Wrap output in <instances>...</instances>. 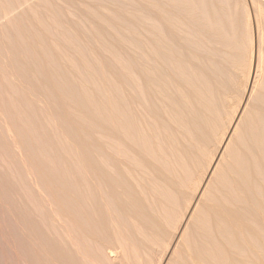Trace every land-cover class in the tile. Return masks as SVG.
<instances>
[{
    "label": "bare ground",
    "instance_id": "1",
    "mask_svg": "<svg viewBox=\"0 0 264 264\" xmlns=\"http://www.w3.org/2000/svg\"><path fill=\"white\" fill-rule=\"evenodd\" d=\"M10 1H14L11 3L14 10L27 5L32 10L31 4L39 0ZM85 1H65L74 10L72 14L68 11L69 22L65 24L70 25L71 29H68V33L57 31V36L63 34V37H59L62 39L67 37L64 34L69 37L72 33L71 43L91 35L93 37L88 44L95 45V50L89 48L97 58L92 60L95 62L92 64L96 65L94 70L93 66L79 70L72 61L69 55L75 42L72 45L68 43L71 45L69 52L60 49L61 53L69 54L66 56L67 63L60 62L71 71L65 72L71 75L68 76L70 81L67 80L66 90L77 96L76 90L79 89V96L69 99L63 89L65 86L58 88L63 83L57 86L52 82L56 77H51L53 80L49 78L52 73L48 65L56 56L64 55L54 53L55 57L50 58V63H44L48 66L47 70L44 65L45 68L41 67L43 72L34 66L35 74L42 75L38 78L41 79L40 83L30 77L27 71L31 69L20 67L23 65L19 64L20 60L14 58L15 61H12L16 66L19 64L20 71L26 70L29 74L30 78L27 73L24 75L32 80L28 81L30 86L35 85L32 86L34 92L37 93L36 87L39 88L41 84L42 89L39 90L43 92L38 91L44 95L46 89L49 97L45 96V99H48L50 107L51 103L57 104L54 103L57 108L52 104L55 118L51 113L53 109L49 108L51 110L46 112L47 115L52 114L48 118L52 116L53 119L51 117L49 120L55 122L57 117L64 124L68 119L74 125L67 129L71 135L68 146L72 148L67 153L74 154L72 150L75 149L79 162L75 166V159L74 163L71 162L73 165L67 163L71 168L70 173L66 168L69 178L67 181L64 177L68 186L63 198L70 224L66 236L69 263L93 264L102 261L118 264L116 262L120 259L123 262L129 260L127 251H130L139 263L144 264L151 257L157 264H264V0H130L134 6L124 8L123 3L124 9H102L110 3L114 5V0L110 3L91 0L88 4ZM55 2L59 6V0ZM0 5H3L1 1ZM5 7L7 9L8 4L3 5ZM22 12L26 14L25 10ZM34 14H30V18L36 20ZM6 15L1 17L9 20ZM28 16H25L27 21H33ZM74 16L77 19H73ZM21 17L17 16L19 19ZM39 20L42 21L41 18ZM52 20L59 23L56 22L57 17ZM3 21L1 31L6 22ZM123 24H129V27H123ZM31 25L29 27L32 29ZM81 25L84 29L79 27ZM50 30L48 28L47 31ZM24 31L27 33L28 29ZM43 32L41 37L47 33L45 30ZM43 38V43L49 46L50 38ZM24 39L22 43L26 41ZM11 40L9 45L8 41L5 43L7 47L14 45H10ZM60 42L59 47L56 43L57 46L54 45L53 40L51 45L61 48ZM81 42L85 41H79L80 46ZM25 43L21 46L17 42V45L28 51ZM27 43H30L29 40ZM82 46L81 49L78 46L80 51ZM18 48L17 52H22L23 49L19 51ZM38 48H35L36 51ZM67 48L70 47L66 44ZM13 49L9 48L10 53ZM47 50L43 52L46 54ZM14 52L16 54V49ZM37 53L32 58L33 53L26 56L31 55L28 59H33L38 56ZM74 53L77 55L78 51ZM81 56L79 65L84 61ZM41 57L36 58L39 60ZM36 58L34 60L38 61ZM22 62L25 65V61ZM33 62L32 67L33 64H43ZM22 71L20 75H23ZM55 71L53 73L59 74ZM93 71H97L96 77ZM106 76H110L111 80ZM89 79L94 80L90 82ZM88 81L92 87L88 88ZM49 128V132L44 131L46 135L49 133L48 137ZM60 132H63L62 129ZM61 140L65 142V139ZM70 143L75 145L71 146ZM54 149L55 152L65 151L57 147Z\"/></svg>",
    "mask_w": 264,
    "mask_h": 264
},
{
    "label": "rangeland",
    "instance_id": "2",
    "mask_svg": "<svg viewBox=\"0 0 264 264\" xmlns=\"http://www.w3.org/2000/svg\"><path fill=\"white\" fill-rule=\"evenodd\" d=\"M1 1V3L3 4V5H7L8 4V7H7V9H6V7L5 8H3V5L1 6V9H0V11H1V15H0V18H2V20L0 19V25H1V23H2V21H3V17H1L2 15H6V16H8L9 18V20H5L4 19V21H6L5 23L6 24H8V25H6L5 23H3V26H2V31L0 30V33L2 34V36H0V43L2 44V46H1V44H0V65H3L2 67L0 66V264H20V263H22V264H70L69 262V260H68V254H69V251H68V248H69V246H68V244H67V241H66V236L68 235V232H69V226H70V224L68 223V214H67V207L65 206L66 204V201L64 200L65 198V195H66V192H65V190L67 189V186H68V183H66L67 181H68V178H69V175H68V173H70V168L68 167V165H67V163L68 162H70V165H73L72 163H74V159H75V161H77V159L76 158H78V160H79V156H78V154H76V153H78L77 151H76V153H75V149L74 150H72V152L74 153V154H68V153H70L71 152V147L70 146H68L69 145V142H68V139L70 138V133H68V131H67V129H69L70 130V127H74V125H72V123H70L69 121H68V119H66L64 122V124L63 123H61L60 122V120L56 117V120L57 121H55V122H53V121H50L49 119L52 117H49L48 118V116H50V115H52L53 114V112L55 111V109H53L54 108V105L56 104L55 102V104L54 103H51V107H50V103H48L47 102V100L48 99H45V96H48V94H47V91H46V89L44 90L45 92H44V95L43 94H41L43 91L42 90H39V88L42 86L41 84H40V87L38 88V87H36L39 91H41V93L37 90V93H36V91L34 92V88L32 87V86H34L35 87V85H32V86H30L28 83H30V82H28V81H32V80H34V79H36L35 81H37V82H41L40 80H38V78H41V74H39V73H36L35 74V70H36V66H37V70H42V72H43V68H41V67H46V70H47V67L49 66V71H50V73H52V75L50 74V79H51V77H58L59 78V80L58 81H56V78H54L55 79V81H52L53 83H56V85L57 84H61V83H63V84H61V86L60 87H58V88H61V87H64L63 89L64 90H66V86L68 85V83H69V81H70V79H69V77H71V75L70 74H66L65 72H66V70H67V68H65V67H67V66H63V64H65V63H67L66 61H67V54L66 53H63V51H68V50H70L71 49V45L73 44L74 45V47H76V48H74L73 47V45H72V51H78V53L80 52L81 54H78L77 53V55H76V53H72V51H71V55H69L70 56V58H72V61H75V63H76V66L79 68V70H81L82 68H83V70H85V69H89L90 67H92L93 66V70L95 69V67H96V65H94V64H92V63H95V62H93L95 59H97V58H94V56H96V54H94L93 52H92V50H95V45H90V44H88L89 43V41L90 40H92L91 38H93V37H91L92 35H91V33L89 34V35H91V36H88V38H82L81 40H83V41H85L84 43H82L81 42V46L83 45V44H86L85 46L83 45L82 46V50L80 51V43H79V41H81L80 39L77 41H72V43H71V41H70V36H72V33L70 34V36L68 37V35L66 34H64V37L65 36H67V37H65V39H62V33H68V32H70L69 30L71 29L70 27V25H69V23H68V25L69 26H67V25H65V24H67V22H69L68 20V11H70L71 13L70 14H72L73 13V11L74 10H72V8L71 7H69V4H66L67 2H65L66 0H59V6H57V4H55L56 2V0L54 1V3H52L53 2V0H43V2H42V0H39V1H36V2H33L32 4H31V8H32V10H34V11H32V10H29L28 8L30 7L29 5H27L26 7L25 6H21L23 9L24 8H26V9H24L25 11H26V14H25V12H22V11H24V10H20V9H22V8H18V10H14V7L11 5V3H12V1H10V0H6V1H3V0H0ZM46 1V2H45ZM58 1V0H57ZM62 3H61V2ZM85 1V0H84ZM91 0H87V1H85L86 2V4H88V3H91L90 2ZM96 0H94L93 2H95ZM101 1H103L104 3H106L107 1V3H110L111 1H113V0H101ZM118 1V2H117ZM126 1H128L129 3L127 4V2ZM132 1V0H131ZM9 2V3H8ZM38 2V3H37ZM40 2H42V3H40ZM100 3V1L98 0L97 2H95V3ZM102 2V3H103ZM114 3V5H112L111 3L109 4V5H107V6H105V5H102V7L103 6H105V7H100V8H102V9H108L109 7L110 8H115V9H118V8H123V3H125L124 4V8H125V6H127L128 5V7H130V6H134V3L132 4V3H130V0H114L113 1ZM13 3H14V1H13ZM12 3V4H13ZM116 3H118V4H122V6L121 5H118V4H116ZM33 4H35V5H33ZM55 4V5H54ZM129 4H131V5H129ZM45 5V6H44ZM61 5V6H60ZM12 6V7H11ZM18 6V5H17ZM20 6V5H19ZM29 6V7H28ZM42 6V7H41ZM120 6V7H119ZM9 8V9H8ZM12 8H13V10H12ZM43 8H45V9H43ZM47 8V9H46ZM52 8V9H51ZM123 8V9H124ZM5 9V10H4ZM53 9H54V12H53ZM56 9V10H55ZM127 9V8H126ZM4 10V11H3ZM22 12H20V11ZM36 10V11H35ZM38 10H40V12H38ZM48 10V11H47ZM50 10V11H49ZM16 11H18V12H16ZM30 11V13L27 15V12H29ZM31 11H32V13H31ZM34 12H35V14H36V17L37 18H35L37 21H38V23H35L34 24V22L36 21V20H33L32 19V17L30 18V14H32V16H33V14H34ZM61 12H62V14H61ZM5 13V14H4ZM18 14V13H20V14H18V15H13V14ZM47 13V14H46ZM60 13V14H59ZM10 14V15H9ZM35 14H34V16H35ZM40 14V15H39ZM46 16H45V15ZM52 14V15H51ZM23 16V17H29V19H32L33 21H30V20H28L29 21V23H28V21H27V19L28 18H26L25 17V19L23 18V17H21V19H23V20H21V19H19V18H17V16ZM25 15V16H24ZM42 15V16H41ZM56 15H58V16H56ZM5 16V17H6ZM15 16V17H14ZM44 16L45 17H47L46 19L44 18ZM51 16V17H50ZM71 16V15H70ZM56 17H57V21L56 22H58L59 21V23H55V20H52V19H56ZM11 18H15V19H11ZM39 18H41L42 19V21L41 20H39ZM50 18H52V19H50ZM20 21H19V20ZM48 19H50V20H48ZM72 19V18H71ZM73 19H77L76 18V16H74V18ZM3 21V22H4ZM13 21V22H12ZM17 21V22H16ZM19 21V22H18ZM23 21V23H21ZM60 21L62 22L61 24H62V26H61V28H62V30H61V28H60ZM76 21H78L79 22V20H76ZM14 22H16V24L14 23ZM45 23V25H44V23ZM64 22V23H63ZM20 23V24H19ZM48 23V24H47ZM51 23V24H50ZM4 24H5V26H4ZM24 24V25H23ZM27 24V25H26ZM30 24H33V25H31V26H33L32 27V29H31V27H29L30 26ZM56 24V27L54 26ZM58 24V25H57ZM75 24V23H74ZM10 25V26H9ZM12 25H14V26H12ZM17 26V29H18V26L20 25V26H24V27H19V31H17V29H15L16 28V26ZM36 25V26H35ZM40 25H42V27H40ZM49 25V26H48ZM56 28V29H54V27ZM65 25V26H64ZM76 25V24H75ZM9 26V27H8ZM26 26V27H25ZM45 26V27H44ZM68 28H67V27ZM123 27H129V24H123L122 25ZM4 27H5V29L9 32H7L5 29H4ZM12 29H11V28ZM35 27H37V28H35ZM40 27V28H39ZM47 27V30H48V28L49 29H52V30H50V32H48L45 28ZM50 27H53V28H50ZM59 27V28H58ZM80 28L82 27V29H84L83 28V26L81 25V26H79ZM84 27H86V26H84ZM8 28V29H7ZM22 28L24 29V30H26L27 31V29H28V31H27V33L24 31V30H22ZM36 30H35V29ZM41 28H43L48 34L49 33H52V35L50 34V35H48L47 33L44 35V36H47V38L49 39L50 38V40H51V42L49 41V43H48V39L46 38V42L49 44V46H52L51 44H52V40H53V43H54V45H56V44H58L60 41V46H62L61 48H58L59 47V44H58V47L56 48L54 45L52 46V48H50L46 43H43L44 41H45V38H43L44 36L42 35V37L40 36L42 33H45V32H43L44 30H42ZM63 28L67 31H63ZM70 28V29H69ZM88 28V27H87ZM0 29H1V27H0ZM38 29V30H37ZM69 29V30H68ZM117 29V28H116ZM122 30H125L124 28H121ZM120 29V30H121ZM130 29L132 30V28H131V26H130ZM61 30V31H60ZM90 30V29H89ZM119 30V29H118ZM4 31V32H3ZM21 31H23V32H25V33H21ZM33 33H32V32ZM35 31H36V33H35ZM40 31V32H39ZM57 31H59V32H62L61 34L59 33V36H57L58 35V32ZM126 31V30H125ZM5 32H7V33H5ZM42 32V33H41ZM55 32V33H54ZM15 33H17L16 35H15ZM20 34V36H18L19 34ZM31 33V35L30 36H32L31 38L35 41L36 40V37H37V35H38V38H37V42L36 43H34V41L33 40H31V38H30V36H29V34ZM38 33V34H37ZM0 34V35H1ZM6 36H5V35ZM11 34H13V35H11ZM22 34V35H21ZM23 34H24V36L26 37H24L23 36ZM8 35V36H7ZM11 37H10V36ZM36 35V36H35ZM54 35H55V37H54ZM4 36H5V38H4ZM20 37V38H18V37ZM28 36H29V38H28ZM50 36H52V37H50ZM60 36H62L61 38H59ZM3 39H2V38ZM14 39H13V38ZM15 37H17V40H16V38ZM23 37V38H22ZM34 37H35V39H34ZM39 37H41V40L39 39ZM58 37V38H57ZM73 37V36H72ZM7 38H8V40H7ZM13 39V41L11 40V39ZM26 39V41H24V43L26 42H28V40H29V42L31 43H25V48L26 47H28L27 49H29L28 51L27 50H25L24 49V47H22L21 48V46H23L24 45V43H22L23 42V39ZM69 40H68V39ZM19 39V40H18ZM24 39V40H25ZM44 39V41H42ZM57 39V40H56ZM58 39H60V40H58ZM6 40V41H5ZM10 40H11V43H10V45L12 44H14L13 46H8L7 47V45H9V42H10ZM16 41V43H14L15 41ZM40 42H39V41ZM55 40V41H54ZM62 40H65V41H62ZM75 40V39H74ZM4 43H2V42ZM8 41V42H7ZM31 41H33V42H31ZM56 41H59L58 43L56 42ZM7 42V45L5 44ZM17 42H18V45H21V46H18L17 45ZM21 42V43H20ZM42 42V43H41ZM63 42V44H61ZM67 44V46L68 47H70V48H67L66 49V44ZM102 42H104V41H102ZM102 42H100V43H102ZM34 43V44H33ZM56 43V44H55ZM68 43H71V45L70 44H68ZM78 43V45L76 46V44ZM99 43V44H100ZM39 45V46H37V45ZM45 44V45H44ZM4 45H6V46H4ZM27 45H29V46H27ZM36 45V46H35ZM43 45H44V47H43ZM46 45H47V47H46ZM101 45V44H100ZM30 46H34L33 48L32 47H30ZM57 46V45H56ZM64 46V47H63ZM78 46H79V48H78ZM93 46V47H92ZM6 47V48H5ZM12 47V49L14 48V49H16V54H15V52H14V49L11 51V53H10V50H9V48H11ZM16 47V48H15ZM17 47H19L18 48V50L20 49H23L22 50V52L20 51V52H17ZM30 47V48H29ZM39 47V48H38ZM49 47V48H48ZM88 49H86V48ZM97 47H99V45H97ZM7 48H8V50H7ZM35 48H38L37 49V51H36V49ZM46 48L48 49L47 51H46V54H48V55H50V56H48V55H46L43 51H45L46 50ZM63 48H65V50L63 49ZM73 48H74V50H73ZM89 48H94V49H92V50H90ZM5 49V50H4ZM31 49H33V50H31ZM41 49V51L39 52V50ZM42 49H44V50H42ZM50 49V50H49ZM52 49V50H51ZM55 50V52H54V50ZM63 50L62 51V53H61V50ZM76 49V50H75ZM86 50V52L84 51L83 53H82V51L83 50ZM8 51V53H7V51ZM31 50V51H30ZM59 52H58V51ZM28 52L27 54H31V53H33V54H31V55H29V56H26L27 54H24L25 52ZM50 51V52H49ZM90 51V52H89ZM5 52V53H4ZM34 52H38L37 54H38V56H36L37 58H39V56H42L41 58L42 59H45L44 61H42L41 60V58L38 60L36 57V59L38 60V61H36V60H34L35 58H33V59H28V57H30V58H32L33 56H34V54L36 55V53H34ZM41 52H43V53H41ZM57 52V53H56ZM69 52V51H68ZM5 55H4V54ZM17 53L18 54H20V56L19 55H17ZM50 53V54H49ZM51 53H53V54H51ZM54 53H56L55 55H64L65 56V58L66 59H64V56H56L55 57V55H54ZM59 53V54H58ZM61 53V54H60ZM91 53H92V56H91ZM96 53V52H95ZM41 54V55H40ZM43 54V55H42ZM74 54H75V57H74ZM84 54V55H83ZM87 54H90V55H87ZM93 54H94V56H93ZM15 55V56H14ZM17 55V56H16ZM54 55V56H53ZM79 55V56H78ZM82 55V56H81ZM85 55H86V57H85ZM4 58H3V57ZM6 56V57H5ZM8 56V57H7ZM10 56V57H9ZM20 57V59H18L19 57ZM47 56V57H46ZM68 56V57H69ZM80 56L82 57V60L84 59V61H81V64L79 65V63L78 62H80ZM87 56H88V58H87ZM92 57V59H90V57ZM45 57V58H44ZM53 57H55V58H53V62L51 61V59ZM57 57H59L58 59V61H59V63H57L56 62V59H57ZM61 57V58H60ZM85 57V58H84ZM2 58V59H1ZM6 58H8L7 60H6ZM11 58V59H10ZM14 58H15V60H17V61H25V65H24V63L22 62H20L19 61V64H23L22 66H20L21 68H24V69H31V70H28L27 72H29L31 75H30V77L32 78V80L30 79H27L26 77H25V73H27V72H25L26 70H24V71H22V73L21 74H23V75H20V67H19V64L16 66L13 62L15 61L14 60ZM17 58V59H16ZM24 58V59H23ZM51 58V59H50ZM62 58H63V60H65V61H63L62 62ZM70 58H68V59H70ZM73 58H76V59H73ZM3 59H5V60H3ZM22 59V60H21ZM28 60V61H27ZM29 60L31 61V62H33V61H35V62H39L40 61V63H42L43 62V64H41V65H34L33 64V67H32V63L30 64L29 63ZM33 60V61H32ZM71 60V59H70ZM93 60V61H92ZM7 63H6V62ZM13 61V62H12ZM42 61V62H41ZM49 61H51V63L49 62ZM3 62V63H2ZM46 62H48V63H46ZM60 62L61 63H63V64H60ZM6 63V64H5ZM16 63V62H15ZM34 63V62H33ZM44 63H46V64H49L48 66L45 64L44 65ZM55 63V64H54ZM9 64H10V66H9ZM12 64H14L13 66H11ZM17 64V63H16ZM55 66H54V65ZM59 64V65H58ZM78 64V65H77ZM85 64V65H84ZM8 65V66H7ZM28 65V66H27ZM44 65V66H43ZM54 67H53V66ZM67 65V64H66ZM82 65V66H81ZM4 66H6V67H4ZM24 66V67H23ZM27 66V67H26ZM35 66V67H34ZM39 66H40V68H39ZM56 66L58 67V68H60V69H58V68H56ZM60 66V67H59ZM4 67V68H3ZM11 67H13V68H11ZM15 67V68H14ZM19 68V69H17L16 70V68ZM44 67V68H45ZM50 67H51V69L53 70V72L55 71L56 73H59V74H55V73H53V72H51V69H50ZM61 67H64V68H62L61 69ZM88 67V68H87ZM34 68V69H33ZM6 69V70H5ZM10 70V71H9ZM59 70H61V71H59ZM20 71V72H19ZM48 71V72H49ZM64 71V72H63ZM69 71V69L67 70V72ZM4 72H7V74L6 73H4ZM9 72V73H8ZM12 72H14L13 73V75L11 76V74H12ZM24 72V73H23ZM39 72V71H38ZM41 72V71H40ZM97 72V71H96ZM94 73V71H93V73L95 74L94 76L96 77V74L97 73ZM16 73H17V75H16ZM19 73V74H18ZM33 73V74H32ZM62 73H64V75L62 74ZM69 73H71V71H69ZM8 74H10V75H8ZM35 74V75H34ZM53 74H54V76H53ZM65 74H66V77H67V79L65 78ZM4 75V76H3ZM15 75V76H14ZM20 75V76H19ZM27 75H28V77H29V74L27 73ZM41 75V76H40ZM70 75V76H69ZM6 76H9V77H7V78H5ZM39 76V77H38ZM62 78V79H60V77ZM64 76V77H63ZM69 76V77H68ZM75 76V75H74ZM29 77V78H30ZM36 77V78H35ZM109 80H111L110 78V76H106ZM3 78V79H2ZM10 78V79H9ZM87 79L89 78V77H86ZM85 78V79H86ZM8 79H9V81H8ZM14 79V80H13ZM67 81V80H69V81H65V80ZM87 79H86V82H87ZM11 80V81H10ZM27 80V82H25L24 83V81H26ZM51 80H53V79H51ZM63 80V81H62ZM93 81L92 79H89V81ZM89 81H88V83H89ZM90 81V82H91ZM7 82H9V84L7 83ZM23 82V83H22ZM14 83V84H13ZM67 83V84H66ZM23 84H25V85H23ZM26 84H28V85H26ZM43 84V86H44V83H42ZM59 84V85H60ZM87 84V83H86ZM38 85V84H37ZM59 85H57V86H59ZM64 85V86H63ZM9 86V87H8ZM13 86V87H12ZM29 86V87H28ZM39 86V85H38ZM89 87H92L91 85H90V83L88 84V88ZM10 88V89H9ZM13 88V89H12ZM12 89V90H11ZM29 89V90H28ZM40 89H42V88H40ZM62 89V88H61ZM4 90V91H3ZM36 90V89H35ZM31 91H32V93H31ZM77 91V96H79V93L78 92H80L79 91V89H77L76 90ZM48 92H50V90L48 91ZM2 93V94H1ZM33 93H35V95H33ZM39 93H40V96H42V97H44V99L42 98V97H40L39 96ZM46 93V94H45ZM51 93V92H50ZM66 94H67V97L69 98V99H71V98H74V97H77V96H75L74 94H73V92H69V91H67L66 90ZM26 97H25V96ZM36 95H37V97H40V98H37L36 97ZM51 95V94H50ZM69 95V96H68ZM81 95V94H80ZM49 97V96H48ZM240 97L241 96H239V99H240ZM3 98V99H2ZM43 101H42V100ZM3 100V101H2ZM46 100V101H45ZM45 101V102H44ZM27 102V103H26ZM3 103V104H2ZM12 103V104H11ZM31 103V104H30ZM10 104V105H9ZM34 106H33V105ZM48 104H49V106H48ZM52 104H54L53 106H52ZM12 105V106H11ZM47 105V106H46ZM57 105V104H56ZM56 105H55V107H56ZM44 107H46L47 108V111L45 110L46 108H44ZM13 108V109H12ZM33 108H35V109H33ZM39 110H38V109ZM49 108H51V109H53V111H51V113H49V115H47L46 114V112L48 113L49 111L48 110H51V109H49ZM57 108V107H56ZM41 109V110H40ZM43 109V110H42ZM6 112H5V111ZM11 110V111H10ZM14 110V111H13ZM38 111V112H37ZM41 111H43L45 114H46V116L43 114V112H41ZM14 112L16 113V114H14ZM41 112V113H40ZM5 113L7 114L6 116H5ZM10 113V114H9ZM23 113V114H22ZM39 114V115H38ZM17 115V116H16ZM19 115V116H18ZM37 115V116H36ZM41 115H43L42 116V118L40 117ZM56 116V114L54 113L53 114V116ZM55 116H54V118H55ZM5 117H6V119H5ZM47 117V118H46ZM12 118V119H11ZM16 118H17V120H16ZM45 118V119H44ZM11 119V120H10ZM39 119H40V121H39ZM42 119V120H41ZM46 119H48V122H50V123H46ZM52 119H53V117H52ZM13 120V121H12ZM43 120H44V122L46 123V126H43V125H45V123L43 122ZM55 120V119H54ZM15 121H17V122H15ZM22 121V122H21ZM41 121H42V123H41ZM3 122V123H2ZM39 122V123H38ZM68 122H69V124L70 125H72V126H69V124H68ZM22 125H21V124ZM52 123V124H51ZM59 123V124H58ZM67 123V124H66ZM19 124V125H18ZM48 124V125H47ZM49 124H50V126H52V127H50L49 128ZM58 124V125H57ZM64 126H63V125ZM12 125H14V126H12ZM17 125V126H16ZM39 125H41L42 127H44V128H49L50 129V135H49V137H50V139H49V137H48V134L49 133H47V135H46V132H49L48 130H47V128L44 130V128H42L41 126H39ZM60 125H62L61 127H60ZM4 126V127H3ZM13 127H14V129H13ZM54 127H55V130H57L56 131V134L57 133H59L58 135L60 136V138L61 139H65L64 141L66 142H63L61 139H59V136L57 135V137L55 136L56 134L54 133L55 132V130H53L52 131V128L54 129ZM4 128V129H3ZM15 128H16V130H15ZM28 128V129H27ZM3 129V130H2ZM43 129V130H42ZM59 129V130H58ZM61 129H62V131L63 132H60L61 131ZM75 128H72L71 130H74ZM4 130H5V132H4ZM47 130V131H46ZM76 130V129H75ZM13 131V132H12ZM18 133H17V132ZM23 131V132H22ZM44 131H46V132H44ZM66 131V133L69 135V137H68V135H66V133H64ZM1 132H2V134H1ZM21 132V133H20ZM80 132H82L83 134H84V132L83 131H80ZM5 133V134H4ZM24 133V134H23ZM45 133V134H44ZM64 133V134H63ZM16 134V135H15ZM21 134V135H20ZM81 134V133H80ZM5 135H6V137H5ZM11 135V136H10ZM46 135V136H45ZM17 136V137H16ZM54 136V137H53ZM65 138H64V137ZM68 138H67V137ZM7 138V139H6ZM51 138H52V140H51ZM55 138V139H54ZM58 138V139H57ZM22 139V140H21ZM54 139V140H53ZM72 139V138H71ZM69 140V141H73V140ZM3 140V141H2ZM4 140H5V142H4ZM8 140V141H7ZM27 140V141H26ZM51 140V142H49ZM57 140V141H56ZM60 140H61V142H60ZM7 141V142H6ZM10 141V142H9ZM55 141V142H54ZM28 142H30V143H28ZM57 143L58 142V144H54V143ZM60 142V143H59ZM74 142V141H73ZM8 143V144H7ZM19 143H20V145H19ZM28 143V144H27ZM2 144V145H1ZM51 144H53L55 147L54 148H56L57 147V149L58 148H60L61 150L63 149V150H65V151H57L56 150V152H55V149L54 148H52V146L53 145H51ZM66 144V145H65ZM71 144V143H70ZM73 144V143H72ZM71 144V146H74L75 144H73L72 145ZM10 145V146H9ZM62 145H64V146H62ZM14 146V147H13ZM25 146V147H24ZM28 146V147H27ZM66 146H68V147H66ZM2 147V148H1ZM4 147V148H3ZM8 147V148H7ZM22 147V148H21ZM65 147V148H64ZM12 148V149H11ZM28 149V150H26V149ZM73 148H75V147H73ZM10 149V150H9ZM22 149H24L23 150V152H22ZM32 149V150H31ZM60 149H58V150H60ZM68 149H70L69 150V152L67 153V150ZM6 150V151H5ZM14 150V151H13ZM17 152H18V154H17ZM62 153V156H61V153ZM22 153V154H21ZM27 153V154H26ZM54 153H55V155H54ZM60 153V154H59ZM7 154V155H6ZM64 154V155H63ZM76 154V155H75ZM19 155V156H18ZM66 155V156H65ZM69 157H68V156ZM23 156V157H22ZM58 156H61V158L60 157H58ZM63 156H65V158L63 157ZM72 156H73V158H72ZM77 156V157H76ZM29 157V158H28ZM56 157H57V159H56ZM31 158V159H30ZM60 158V159H59ZM63 158V159H62ZM66 158H67V160H66ZM16 159V160H15ZM21 159V160H20ZM56 159V160H55ZM62 159V160H61ZM65 159V160H64ZM8 160V161H7ZM69 160V161H68ZM26 161H27V163H26ZM57 161V162H56ZM59 161H60V163H59ZM73 161V162H72ZM8 162V163H7ZM64 162H66V165L64 164ZM72 162V163H71ZM78 162L79 161H77L73 166H75V165H77L78 164ZM19 163H21V164H19ZM18 164V165H17ZM26 165V166H25ZM69 165V166H70ZM56 166V167H55ZM9 167V168H8ZM16 167V168H15ZM30 167H32V168H30ZM64 167V168H63ZM68 167V173L66 172V168ZM77 167H79V165L77 166ZM19 168V169H18ZM25 168V169H24ZM63 168V169H62ZM17 169V170H16ZM65 169V170H64ZM64 170V171H63ZM20 171V172H19ZM57 171H58V174H57ZM19 172V173H18ZM61 172V173H60ZM63 172H64V174H66V175H64V176H62L63 175ZM5 173V174H4ZM12 173V174H11ZM15 173V174H14ZM17 174V175H16ZM26 176V177H25ZM58 176V177H57ZM60 176V177H59ZM63 177V180L61 181V179H62V177ZM18 177V178H17ZM23 177V178H22ZM33 177V178H32ZM64 177H66L67 179V181L64 179ZM30 180H29V179ZM66 182H65V181ZM34 181V182H33ZM64 182V183H63ZM15 183V184H14ZM34 183V184H33ZM60 183H62V184H60ZM27 184V185H26ZM30 184V185H29ZM59 184V185H58ZM63 184H65V185H63ZM67 184V185H66ZM17 186V187H16ZM62 186H64V187H62ZM19 188V189H18ZM62 188V189H61ZM64 188V189H63ZM21 189V190H20ZM63 190V191H62ZM37 194V195H36ZM37 197V198H36ZM61 197V198H60ZM64 198V199H63ZM32 200V201H31ZM43 200V201H42ZM65 201V203H64V201ZM26 201V202H25ZM62 203V204H61ZM45 204V205H44ZM29 205H31V206H29ZM2 206V207H1ZM27 206V207H26ZM42 207H44V208H42ZM37 210V211H36ZM43 210V211H42ZM62 210V211H61ZM64 210V211H63ZM2 212V213H1ZM13 212V213H12ZM65 212V213H64ZM4 213V214H3ZM44 214V215H43ZM67 214V215H66ZM52 215V216H51ZM57 218V219H56ZM2 225V226H1ZM8 227V228H7ZM58 229H57V228ZM3 229V230H2ZM56 229V230H55ZM63 229V230H62ZM2 230V231H1ZM8 230V231H7ZM7 231V232H6ZM58 231H60V232H58ZM68 231V232H67ZM3 234V236H2V234ZM10 234V235H9ZM12 235V236H11ZM79 235V234H78ZM10 241V242H9ZM12 242H14V243H12ZM166 242V241H165ZM4 243H6V244H4ZM14 249V250H13ZM127 254H128V258H129V260H127V262L124 260V262L126 263V264H130V263H133V264H142L143 262H138V260L136 259V257L134 258V256H133V254L130 252V251H127ZM18 256V257H17ZM91 257L92 258H94L92 255H91ZM122 258V257H121ZM134 258V259H133ZM20 259V260H19ZM153 259V261H151ZM92 261L94 262V259H92ZM25 262V263H24ZM119 262V263H118ZM123 261H122V259H120V261H117L116 263H118V264H120V263H123V264H125ZM130 262V263H129ZM151 262V263H150ZM152 262H154V264H157V262L154 260V257L152 258L151 257V259L149 260V261H147V262H145V264H153ZM156 262V263H155ZM77 264H81V262H78ZM87 264H90V263H88L87 262ZM93 264H107L106 262H97V261H95V263H93ZM144 264V263H143Z\"/></svg>",
    "mask_w": 264,
    "mask_h": 264
}]
</instances>
